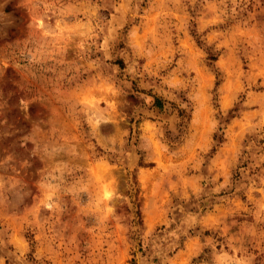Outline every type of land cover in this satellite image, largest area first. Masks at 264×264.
I'll return each instance as SVG.
<instances>
[{
	"label": "rangeland",
	"instance_id": "rangeland-1",
	"mask_svg": "<svg viewBox=\"0 0 264 264\" xmlns=\"http://www.w3.org/2000/svg\"><path fill=\"white\" fill-rule=\"evenodd\" d=\"M0 264H264V0H0Z\"/></svg>",
	"mask_w": 264,
	"mask_h": 264
}]
</instances>
